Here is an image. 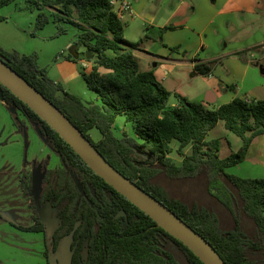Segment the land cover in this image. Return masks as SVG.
I'll list each match as a JSON object with an SVG mask.
<instances>
[{"label":"trees","instance_id":"obj_1","mask_svg":"<svg viewBox=\"0 0 264 264\" xmlns=\"http://www.w3.org/2000/svg\"><path fill=\"white\" fill-rule=\"evenodd\" d=\"M15 1L0 0V8ZM25 1L30 11L39 12L36 31L49 21L45 10H51L58 36L65 33L61 23L78 30L76 46L84 48L90 59L86 60V52L77 60L70 55L67 58L91 64L82 78L99 103L85 106L64 91L39 67L36 53L20 55L0 47V59L55 105L117 171L201 235L226 264H264V178H239L227 173L242 164L256 139L264 136V100L236 97L208 109L175 92L178 105L171 108V94L153 71H139L135 51L142 40H124L123 25L109 0ZM211 70L210 66H195L198 74L209 75ZM0 92L7 108L15 110L11 118L18 132L25 135L27 124L37 128L61 164L55 170L47 169L48 159L33 165L41 175L43 189L37 205L30 200L33 224L17 227L43 234L47 264H51L50 253L56 252L61 239L68 236L70 264H202L96 176L44 121L2 85ZM118 117L132 127L134 138L125 132L122 138L115 136L113 126ZM219 122L241 140L239 149L225 158H220L219 139L206 140ZM92 129L101 135L97 142L88 135ZM173 142L182 158L180 165L169 157ZM134 146L150 162H137L132 156ZM187 147L191 149L189 155L184 153ZM19 189L25 199L31 197L32 180L25 170L19 177ZM45 204L50 205L58 221L53 234L36 213V207Z\"/></svg>","mask_w":264,"mask_h":264},{"label":"rangeland","instance_id":"obj_2","mask_svg":"<svg viewBox=\"0 0 264 264\" xmlns=\"http://www.w3.org/2000/svg\"><path fill=\"white\" fill-rule=\"evenodd\" d=\"M177 1L178 0H167L169 4H175ZM183 1L188 2L189 0ZM201 1L202 0H193V8L195 10L200 5ZM150 3L161 4L160 0H149L147 5L143 7L142 11L139 13L141 2H133L136 17L133 20L129 19V17H124L122 21L123 38L126 37V39H124L130 43H137L142 40L141 45L148 46L150 44L153 50H155L157 48H162L159 41L160 31L158 27H161L165 23L167 15L164 12H160L159 9L156 10L154 7H151ZM195 10L188 9L185 13L186 18L192 17ZM38 13V11H30L25 0H16L14 3L0 8V47L7 52H17L20 55L36 53L39 67H46L49 72H56L54 67L55 57L59 56L61 51L64 56H67L69 48L77 42L78 30L69 24L61 23L65 33L58 36L57 28L52 21L51 13L45 10L43 13L48 17L49 21L42 30L36 31L34 29V24ZM147 17H152L153 20L149 21ZM177 21L180 20H172L171 24H175ZM262 25L261 31H259L260 38L257 39L260 41L264 39V22ZM227 33V42H229L227 53H231L235 50L239 51V49L247 47V45H252L245 44L242 47H239V45L234 46L242 40H246L248 35L245 33V30L234 33L228 31ZM181 34H183L181 31L174 33L172 35V38H174L173 42L177 41ZM176 48L175 46L174 48L172 47L171 52H175L174 49ZM180 48L189 53L183 45H180ZM77 49L81 57L82 54L86 52L82 47ZM176 50H178V48ZM244 51L248 59L253 58V60H258L264 55V44L257 48L248 46ZM211 53V50L199 52L197 59L200 61L208 60L211 57ZM61 60H63V57ZM208 65L214 68L215 65L217 66V62L211 61L208 62ZM141 69H143V66H141ZM86 71H88V69ZM215 75L216 74L212 72V76L216 78ZM232 83L235 85V88L238 86V82ZM71 85L76 91L75 94L84 102L95 101L97 103V95L87 89L82 79H79L78 82ZM164 87L171 93L168 101L169 104L177 102L174 97L175 92H179L191 102H196L205 92L206 79L197 76L193 77L191 68L184 70V72H179L175 69L174 72H170ZM66 89L68 91V87H66ZM12 112H15V110L12 109ZM20 119H23L21 115ZM123 132L129 137L134 138L132 127L130 125L125 126L124 119L118 117L115 122L114 134L118 138H122ZM88 135L93 142H97L101 138L100 133L96 129L89 131ZM213 139H219L220 141L224 140L223 149L225 151L222 152L223 155L226 151L230 149L236 151L241 146V140L228 132L224 128L223 122H219L218 126L207 135L206 140ZM0 144V172L5 167H10L7 172V176L9 177L7 188L8 195L4 204L0 206V264H47L43 256L45 250L43 234L24 232L17 229V227H28L32 225L33 210L30 207V200L36 203L43 189L41 185V175L38 169L31 172L33 165L35 163L39 164L42 160L48 159V157H50L48 159L49 169H60L61 164L58 157L53 155L43 143L38 135L37 128L27 124V133L25 135L18 132L17 127L13 124L11 112L1 100ZM253 144L254 147L252 151H249L247 161L228 169V174L239 178H264V163H262L260 154L255 153L258 143L256 141ZM172 148L173 152L169 157L176 165H180L182 158L176 153L177 144L175 142L172 143ZM133 149L134 153L132 156L137 162H150V159L143 155L137 147L134 146ZM190 151V147L184 149V153L187 155L190 154ZM22 170H25L28 178L32 180V196L34 198L31 196L25 199L21 194L19 189V177ZM1 176L3 175H0V181L2 180ZM37 208L38 207H36V213ZM40 210L44 213L45 225L49 228L51 234L58 224L54 217L55 212L49 205H46ZM40 222L42 221L40 220ZM69 245L70 237H67L60 244L58 252L49 255L48 260L50 263L69 264Z\"/></svg>","mask_w":264,"mask_h":264},{"label":"crops","instance_id":"obj_3","mask_svg":"<svg viewBox=\"0 0 264 264\" xmlns=\"http://www.w3.org/2000/svg\"><path fill=\"white\" fill-rule=\"evenodd\" d=\"M133 2H141L139 7L140 13L149 0H128L131 15H126V17H129L131 20L136 17ZM160 2V5L150 3V6L156 10L159 9L160 12H164L167 15L165 23L161 27H158L160 31L159 41L162 48L153 50V47L149 44L148 46L141 45L135 51V58L140 72L153 71L156 80L164 87L170 72H174L175 69L179 72H184V70L191 68L193 77L197 76L206 79L205 92L195 103H201L208 109H216L221 105L231 102L236 97L255 101L264 100V55L258 60H253V58L248 59L244 51L248 46L257 48L264 44V39L262 41L257 40L260 38L259 31H261L262 23L264 22V0H202L196 10L193 8V0H189L188 2L178 0L175 4H169L167 0H160ZM188 9L195 10L194 15L190 18H186L185 14ZM47 11L51 12V10ZM124 17H119L121 23ZM147 19L149 21L153 20L152 17H147ZM175 19L180 21L171 24V21ZM244 30L248 37L240 43L236 42L237 44L234 46L252 45H247V47H243L239 51L235 50L227 53L229 47L227 32L231 31V33H234ZM180 31L183 34H181L177 41L173 42L174 38H172V35ZM124 38L126 39V37ZM180 45H183L189 53L180 48ZM73 46H75V51L79 58L80 54L76 44ZM174 46L178 50L176 48L174 49L175 52H171ZM69 50L67 56H64L61 51L59 56L55 57L54 67L56 72H49L46 67H40L44 68L48 77L56 84H60L64 91L71 92L70 94L78 97L71 84L78 82L79 79L83 80L82 75L88 74L90 69L83 71L80 65L81 60L75 62L68 59ZM204 50H211V57L208 60L200 61L197 59L198 54ZM62 57L63 60H61ZM211 61L217 62V66L211 67L212 70L209 75L196 73L195 66H209L208 62ZM141 66H143V69H141ZM212 72L216 74V78L212 76ZM232 82H238V86L235 88ZM66 87H68V91ZM168 92L170 93V91ZM78 98L85 106L99 103V100H97V103L95 101L84 102L80 97ZM1 102L3 101L1 100ZM177 105V102L168 103V106L171 108ZM9 111L12 113L10 109ZM113 128L115 129V124ZM41 140L46 145L42 138ZM256 141L258 146L255 153L260 154L262 163H264V136L259 137ZM220 143V158H225L231 152H235L230 149L223 155L222 152L225 151L223 149L224 140L220 141ZM253 147L254 144L250 147L249 151H252ZM247 157L245 161H247ZM9 168L5 167L0 172V175H3L0 181V206L4 204L8 195L9 177L7 176V172ZM33 171L32 169L31 172ZM37 213L40 220L45 224L44 213L40 209L37 210Z\"/></svg>","mask_w":264,"mask_h":264},{"label":"water","instance_id":"obj_4","mask_svg":"<svg viewBox=\"0 0 264 264\" xmlns=\"http://www.w3.org/2000/svg\"><path fill=\"white\" fill-rule=\"evenodd\" d=\"M69 55L74 60L78 59L75 46L71 47ZM85 55L86 60H89V53L86 52ZM0 85L6 88L13 96L18 98V100L44 121L96 176L101 178L118 194L148 216L169 236L185 246L202 264H226L215 249L201 235L191 229L165 205L138 187L130 179L123 176L108 163L92 143L55 105L7 66L1 59ZM35 204L37 205V201ZM120 216H125V214L120 213ZM83 256L86 259V250L83 252Z\"/></svg>","mask_w":264,"mask_h":264},{"label":"built area","instance_id":"obj_5","mask_svg":"<svg viewBox=\"0 0 264 264\" xmlns=\"http://www.w3.org/2000/svg\"><path fill=\"white\" fill-rule=\"evenodd\" d=\"M109 3L118 17L122 18L126 15H131L128 0H109ZM80 65L83 71L91 68V64L86 60H81Z\"/></svg>","mask_w":264,"mask_h":264},{"label":"flooded vegetation","instance_id":"obj_6","mask_svg":"<svg viewBox=\"0 0 264 264\" xmlns=\"http://www.w3.org/2000/svg\"><path fill=\"white\" fill-rule=\"evenodd\" d=\"M53 154V153H52ZM54 155V154H53ZM49 159V158H48ZM60 162V161H59ZM33 169V168H32ZM47 169H49L48 168V166H47ZM33 170H35V169H33ZM50 170H53V169H50ZM46 205H49V204H45L44 206H42L41 208H43V207H45ZM50 206V205H49ZM41 208H39V209H41ZM51 208V207H50ZM38 218H39V221H40V217H39V215H38ZM57 221V220H56ZM57 223H58V221H57ZM33 224V223H32ZM44 224V223H43ZM45 225V224H44ZM46 226V225H45ZM57 226H58V224H57ZM47 227V226H46ZM48 228V227H47ZM57 228V227H56ZM56 230V229H55ZM55 230L51 233V234H53L54 232H55ZM48 231H49V228H48ZM49 233H50V231H49ZM42 234V233H41ZM65 238H67V237H64V238H62L61 239V241H60V243H59V247H60V244L62 243V241L65 239ZM70 240H71V238H70ZM84 245H85V243H84ZM59 250V249H58ZM58 250L56 251V252H54V253H50V254H55V253H57L58 252ZM69 251H70V249H69ZM49 259V258H48ZM50 262V261H49Z\"/></svg>","mask_w":264,"mask_h":264}]
</instances>
